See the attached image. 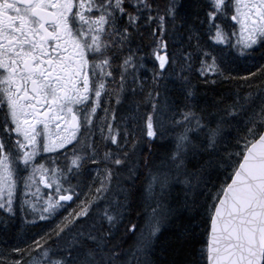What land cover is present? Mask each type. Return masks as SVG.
I'll return each mask as SVG.
<instances>
[{"label":"snow or ice","instance_id":"6c2138e0","mask_svg":"<svg viewBox=\"0 0 264 264\" xmlns=\"http://www.w3.org/2000/svg\"><path fill=\"white\" fill-rule=\"evenodd\" d=\"M18 218L0 264H264V0H0V238Z\"/></svg>","mask_w":264,"mask_h":264},{"label":"trees","instance_id":"16d2710c","mask_svg":"<svg viewBox=\"0 0 264 264\" xmlns=\"http://www.w3.org/2000/svg\"><path fill=\"white\" fill-rule=\"evenodd\" d=\"M175 47L176 45H173V48ZM254 63H256V61L251 58L245 60V58L241 57L238 61H236L232 65V70L234 74L246 75L248 68H250ZM176 72L178 73L179 69H176ZM172 76H173L172 82L169 84L166 83L169 90L168 94L173 98H178L180 97V89L178 87V81L176 80L173 72H172ZM191 80H192V84L198 89L196 99L201 107H204L207 104L211 103L213 97L217 99L222 97L226 103H230L231 98L234 96L235 92L237 91V85L235 82L218 83L214 87L209 88L202 83L201 79L198 78L195 72L192 73ZM145 85L147 88L151 87L150 83H148L147 80H145ZM138 98L139 97H137V99ZM112 107L116 109L117 119L119 120L121 117H127L130 114V111L134 107V105L131 103V100H125L120 105L115 104V101H113ZM145 111L146 109L144 107L140 108V114H139L140 117L143 116ZM102 114L103 113H101V115ZM139 124L141 130L144 132V122L142 118L139 119ZM87 173L89 176L94 175L95 166L90 165L87 169ZM84 191H87L86 187L84 188ZM73 206L75 205H72V207ZM68 210L70 211L71 209ZM37 231H38L37 228L25 224L22 219L18 218L16 222V226L14 227L13 232L11 233V238H0V257L7 254V250L10 248V246L20 243V241L17 239L18 235L22 236L24 239H27ZM4 239H7V247L3 243ZM20 246H23V244L20 243ZM196 247H199V245L197 244Z\"/></svg>","mask_w":264,"mask_h":264},{"label":"rangeland","instance_id":"374dc122","mask_svg":"<svg viewBox=\"0 0 264 264\" xmlns=\"http://www.w3.org/2000/svg\"><path fill=\"white\" fill-rule=\"evenodd\" d=\"M149 42H150V39H146L145 40V44H148ZM161 54H163V52ZM153 63H154V58L146 59V68L148 70H146V71H144L142 73V76H143L144 80H147L148 83H150V85H151V76H152V72L150 71V69L152 68ZM155 63H158V62H155ZM172 72H173L172 69H169L168 72L166 73L167 79H166L165 83L169 84V83L172 82V80H173ZM143 133H146V129L145 128H144V132ZM145 137H146V135H145ZM73 207H75V206H73Z\"/></svg>","mask_w":264,"mask_h":264}]
</instances>
